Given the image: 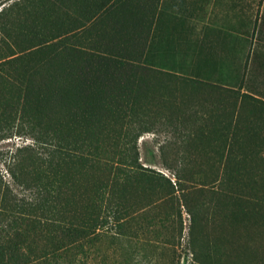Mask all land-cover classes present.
I'll use <instances>...</instances> for the list:
<instances>
[{"label":"trees","instance_id":"16d2710c","mask_svg":"<svg viewBox=\"0 0 264 264\" xmlns=\"http://www.w3.org/2000/svg\"><path fill=\"white\" fill-rule=\"evenodd\" d=\"M10 1L0 0V7ZM162 1L17 0L0 11L5 35L0 42V142L25 143L0 152L6 167L0 170V264H83L106 241L115 244L126 236V224L144 219L157 239L135 246L148 264H158L159 250L180 243L181 207L192 219L190 264H264V247L239 242L240 231L221 234L229 251L223 242L197 237L198 219L208 206L197 201V193L204 196L213 185L215 214L229 210L239 199L231 188L234 173L242 171L245 152L253 147L236 132L229 144L209 139L215 163H225L226 171L204 177L188 172L186 160L206 130L197 126L203 115L193 94L202 91L197 103L215 115L227 108L228 93L225 87L157 68L155 56L146 54L148 21L160 15ZM255 35L264 46V10ZM240 98L259 100L248 91ZM249 124L256 128L248 126L254 140L263 128L258 121ZM163 127L180 140L160 146L175 181L140 160L139 139L159 135ZM176 145L184 151L173 166L165 156ZM149 187L152 196L136 197ZM168 203L174 212L162 214ZM176 205L180 238L173 224L172 234L163 238L161 227L176 216Z\"/></svg>","mask_w":264,"mask_h":264},{"label":"rangeland","instance_id":"374dc122","mask_svg":"<svg viewBox=\"0 0 264 264\" xmlns=\"http://www.w3.org/2000/svg\"><path fill=\"white\" fill-rule=\"evenodd\" d=\"M14 1L17 0H11L0 7V11ZM263 10L264 0H163L160 15L151 24L148 21L151 32L147 39L149 48L146 54L150 52L155 56L157 68L173 71L191 80H203L225 87L228 93L225 104L227 108L215 115H212V108H202L203 105H199V101L197 103L203 95L202 91L193 94L195 108L203 115L197 126L203 125L206 130L201 140L197 138V146L200 147L186 160L189 164L188 172L193 171L198 177H204L218 171L222 175L226 171L225 163H215V147L207 146L212 139L229 144L236 132L241 141H247L245 145L253 147L247 149L246 157L241 163L243 167L240 173H243L244 177L242 178L240 173H234L231 188L239 194V199L230 205L229 210L218 209L215 214L213 185L205 189L206 195L197 193V201L208 205L198 219L197 237L204 235L215 243L223 242L226 251L230 250V245L223 241L221 234L230 233L232 230L241 232V235L237 236L239 242L250 243L251 247L254 246L258 250L264 247V46L256 43V35L253 37L256 22L259 21ZM108 21L110 24L111 20ZM4 36L0 30V42ZM247 91L259 100L240 98L242 93ZM213 98H216L215 95ZM257 121L261 123L258 127L263 130L261 134L256 132L253 140L250 132L256 128L249 123L254 124ZM169 127H163L159 135L144 134L139 139L138 147L143 166L162 172L175 181L174 169H168L163 163L160 150L166 140H175V134ZM178 141L175 140L177 144ZM22 144H25L24 141L19 139L1 141L0 152ZM182 151L184 150H178V145L173 146L166 152L165 157L175 166V161H181L178 153H183ZM243 158L244 154L241 153V160ZM0 170H6L1 157ZM6 179H10L8 175ZM200 186V183H197L199 192L202 190ZM254 193L259 194L262 202H258ZM152 194L149 187V190L136 197L147 199ZM176 206V216L170 217L167 227H161L160 236L163 238L172 234L169 230L171 224L176 227L175 234L180 238L181 219L179 205ZM160 212L172 214L174 211L171 210V203L164 205ZM181 213L184 231L180 243L175 248L166 247L163 252L159 250L162 254L158 264L191 263L192 256L188 253L187 246L192 219L184 207H181ZM148 227L145 219L138 222L132 220L124 228L126 236L120 235L115 244L106 241L102 244V251L96 255L91 253L94 257L83 264H103V260L107 264H148L146 258L141 255L140 248L135 246L136 243L157 239V233Z\"/></svg>","mask_w":264,"mask_h":264}]
</instances>
